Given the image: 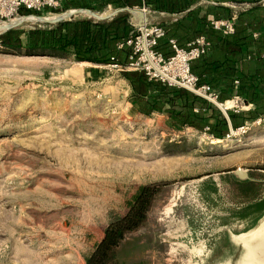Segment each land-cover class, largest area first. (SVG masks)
Here are the masks:
<instances>
[{"label": "rangeland", "instance_id": "1", "mask_svg": "<svg viewBox=\"0 0 264 264\" xmlns=\"http://www.w3.org/2000/svg\"><path fill=\"white\" fill-rule=\"evenodd\" d=\"M118 73L0 48V264H84L144 184L159 192L118 264H212L264 218V126L176 129L137 112Z\"/></svg>", "mask_w": 264, "mask_h": 264}, {"label": "trees", "instance_id": "2", "mask_svg": "<svg viewBox=\"0 0 264 264\" xmlns=\"http://www.w3.org/2000/svg\"><path fill=\"white\" fill-rule=\"evenodd\" d=\"M201 1L70 0L59 9L46 11H97L107 7L119 11L104 19L86 16L70 17L55 23L20 24L0 33V48L20 55H50L77 63H116L124 66L131 49L118 45L128 37L132 21L138 19L126 8L144 6L148 9L147 16L164 13L159 24L165 35L158 42L157 50L168 57L174 52L170 40H174L181 48H187L196 37L203 35L210 46L206 53L190 63L191 72L198 77L199 83H207L212 87L223 85L219 89L221 100L229 99L234 89L235 94L253 106L244 111H227L228 122L219 109L194 93L151 80L142 71L122 69L118 76L130 89L129 100L140 114H163L169 125L176 129L203 131L207 126L209 134L222 139L228 133L229 126L236 128L264 113V6L259 0H220L251 4L237 13L233 32L225 34L214 29L210 21L230 19L232 8L221 3ZM20 13L37 14L34 11ZM253 33L257 35L253 36ZM249 64H252L251 69L246 68ZM235 79L238 80L236 86L233 84ZM158 192V184L141 185L124 214L106 224L101 238L85 257L84 264H118L116 253L121 242L146 221Z\"/></svg>", "mask_w": 264, "mask_h": 264}, {"label": "built area", "instance_id": "3", "mask_svg": "<svg viewBox=\"0 0 264 264\" xmlns=\"http://www.w3.org/2000/svg\"><path fill=\"white\" fill-rule=\"evenodd\" d=\"M67 1L70 0H0V22L10 23L9 25H11L26 16L34 15H24L20 11H34L37 14L46 13L48 16L55 17L60 13L46 10L59 9ZM200 3H221L232 8L230 19H214L210 21V25L214 29L221 30L225 34L233 32V23L237 17V13L251 6L249 2L233 3L217 0H205ZM259 3L264 6V0H259ZM132 9L143 13L145 16L148 13V9L144 6ZM115 10H107L105 14L106 18L115 14ZM172 16L176 15L172 14ZM164 35V29L159 23H153L148 18L144 19L142 17L133 20L132 29L128 37L118 45V47L125 45L131 49L127 64L120 66L116 63H111L106 66L115 68L118 71L122 69L127 71H142L151 80L160 81L169 86L184 88L214 105L225 117H227V111L229 110L238 112L249 109V104L245 103L244 99L237 94H233L229 99L221 100L219 91L215 87L207 83H199L198 77L191 72L190 63L206 53L210 46L209 41L203 35L196 37L188 44L187 48H181L177 46L174 40H170L169 42L174 52L168 57L164 56L156 48ZM256 35V33H253V36ZM233 83L237 85L238 80L235 79ZM253 126H264V113L253 120L245 121L236 128L229 126V131L225 136L231 137L244 134ZM207 131L208 127L206 126L203 130V135H208V137L218 140V138H215Z\"/></svg>", "mask_w": 264, "mask_h": 264}, {"label": "water", "instance_id": "4", "mask_svg": "<svg viewBox=\"0 0 264 264\" xmlns=\"http://www.w3.org/2000/svg\"><path fill=\"white\" fill-rule=\"evenodd\" d=\"M126 9L133 15L139 14V15H141L142 18H144V19L147 18L143 13L136 12L134 9H130V8H126ZM117 11H119V10H115L114 12L116 13ZM75 12L86 15V16L94 18V19L106 18V16L104 14L98 15L90 9H70V10H67L66 12H62V13L58 14L57 16L53 17V19H39L37 21H39V22L42 21L44 23H55V22L61 21L63 19H68L70 17L75 18ZM31 16H34V15H31ZM37 17H40V16H37ZM40 18H42V17H40ZM23 22L24 21H22V20H18L14 24H11V25H8L7 27H5L6 28L5 30H7L11 27L20 25ZM233 174L239 179H249L248 173L241 168L235 169L233 171ZM262 251H264V232L262 234H260L259 236L253 238V240L249 241V242L236 241L234 243V247L231 251V256L229 257V261L231 264H236L235 262H237V260H239L243 254H246V252L260 253Z\"/></svg>", "mask_w": 264, "mask_h": 264}, {"label": "bare ground", "instance_id": "5", "mask_svg": "<svg viewBox=\"0 0 264 264\" xmlns=\"http://www.w3.org/2000/svg\"><path fill=\"white\" fill-rule=\"evenodd\" d=\"M76 14H79V13L75 12V15ZM40 17H37V16L36 17L35 16H26V17H24V18H22L20 20H22V21H37L39 19H53L54 16L53 17H51V16H42V18H40ZM13 22H11V23H13ZM15 22H17V21H15ZM8 25H9L8 23H4L3 25H1L0 26V31L4 30V28L7 27ZM263 232H264V218L255 227V229L251 231L250 235H243L241 237H234L231 234L229 248H227L224 251V253L219 257V259L213 260L212 264H231L230 261H229V257L231 256V251H232V249L234 247V243L236 241H241V242L252 241L253 238L259 236ZM235 263L236 264H264V251H262L260 253H257V252H246V254H243L242 257L239 260H237V262H235Z\"/></svg>", "mask_w": 264, "mask_h": 264}, {"label": "crops", "instance_id": "6", "mask_svg": "<svg viewBox=\"0 0 264 264\" xmlns=\"http://www.w3.org/2000/svg\"><path fill=\"white\" fill-rule=\"evenodd\" d=\"M203 1H205V0H203ZM217 1H220V0H217ZM221 2V1H220ZM222 2H224V1H222ZM198 4V3H197ZM196 4V5H197ZM195 6V5H194ZM165 16V14L164 13H159V14H151V15H149V16H147L146 15V17L148 18V20H151L153 17H158V20L159 21H161V19L163 18ZM137 17L138 18H141V15H137ZM158 21V22H159ZM151 22H153V21H151ZM153 23H155V22H153ZM157 23V22H156ZM90 64V63H89ZM246 67V66H245ZM249 67V69H251L252 68V64H249V65H247V67L246 68H248ZM234 84V83H233ZM234 86H236V85H234ZM224 86L223 85H220V86H218V87H215L218 91H219V89L220 88H223ZM233 94H235V90L233 89L232 91H231V95H230V97L233 95ZM243 98V97H242ZM244 99V98H243ZM245 101V100H244ZM245 103H247V102H245ZM247 104H249V109L253 106L251 103H247ZM227 120H228V122H229V119H228V116H227Z\"/></svg>", "mask_w": 264, "mask_h": 264}]
</instances>
